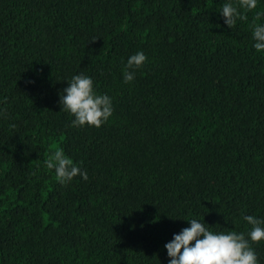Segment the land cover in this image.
Here are the masks:
<instances>
[{"label": "trees", "instance_id": "trees-1", "mask_svg": "<svg viewBox=\"0 0 264 264\" xmlns=\"http://www.w3.org/2000/svg\"><path fill=\"white\" fill-rule=\"evenodd\" d=\"M224 2L0 0V264H168L184 220L264 219V0L231 29ZM78 74L113 99L100 128L61 111ZM60 149L86 181L56 180Z\"/></svg>", "mask_w": 264, "mask_h": 264}, {"label": "clouds", "instance_id": "clouds-1", "mask_svg": "<svg viewBox=\"0 0 264 264\" xmlns=\"http://www.w3.org/2000/svg\"><path fill=\"white\" fill-rule=\"evenodd\" d=\"M259 0H225L219 10V15L228 28H232L237 21H246L247 12L255 10ZM264 14L257 13L256 20H262ZM252 47L258 53H264V22L256 23L251 32ZM147 61L141 51L131 55L122 70L125 84L135 79L137 69ZM60 96L61 111L68 113L73 119L70 127L100 128L113 115V99L107 94H100L94 87L90 76L78 74L67 81ZM0 110V116H3ZM15 127V125H11ZM45 165L53 169L55 178L60 184L71 183L79 176L88 179L86 171L66 156L63 149L57 150L46 160ZM250 229L245 232L235 230L213 231L203 220L192 218L184 220L189 227L174 234L170 242L164 245L168 264H259L258 255L253 244L264 241V219L253 215L243 217Z\"/></svg>", "mask_w": 264, "mask_h": 264}]
</instances>
